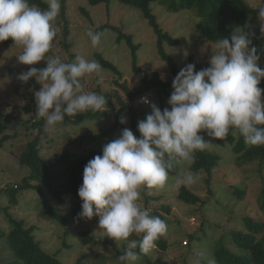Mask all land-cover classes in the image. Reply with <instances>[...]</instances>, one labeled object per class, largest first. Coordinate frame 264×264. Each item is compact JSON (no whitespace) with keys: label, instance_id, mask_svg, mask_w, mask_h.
I'll return each mask as SVG.
<instances>
[{"label":"rangeland","instance_id":"374dc122","mask_svg":"<svg viewBox=\"0 0 264 264\" xmlns=\"http://www.w3.org/2000/svg\"><path fill=\"white\" fill-rule=\"evenodd\" d=\"M43 1L47 3V0ZM245 2L251 8H259L264 0H245ZM60 5V14L56 20L60 32L56 37L54 47L47 55L59 56L64 62H72L76 56L96 60L95 54H100L105 61L116 67L120 75L119 77L102 68L100 77L92 75L81 79L85 92L94 91L104 96L115 93L122 95L115 82L123 83L125 81L129 87L130 83L134 85L131 86L134 88L145 75L152 79L154 74L161 82L172 83L174 76L168 65L157 55L156 38L152 28L147 20L141 19L139 11L122 6L115 1L109 5L110 8H107L105 4L92 7L86 0H64V3L60 0ZM150 8L160 28L173 39L178 40V44L174 46L164 45L165 52L176 64L178 71L186 64H194L196 71L209 65L211 48L214 43L204 40L198 34L196 23L199 19L195 16L194 11L183 10L170 13L164 6L156 3H152ZM107 24L121 28L123 33L132 36L133 44L138 46L136 52L138 72L133 71L131 50L126 41L122 40L117 44L115 32L99 30ZM89 29L103 33L100 46L96 48L91 46L86 35ZM246 31L251 33L253 38L261 41L264 46V18L259 17L255 25H248ZM173 49L177 51L169 53L174 51ZM21 52L22 48L16 45L8 47L0 45V112L5 115L10 114L11 119H20L21 117L29 119L32 116L31 110L35 103L31 100V95L36 90L28 82L18 81L19 73L27 71L30 67L37 69L46 67L45 61L31 66L19 64L16 56ZM185 52H187L186 56ZM258 63L264 69V54L261 55ZM98 80H100L99 83ZM38 85L39 88L42 87L39 83ZM172 91V88H167V96L161 95L164 108L170 109L167 101ZM146 95L150 99V103L159 106L155 89ZM262 101H264V93H262ZM133 105L140 113L137 122L150 114V105L144 106L136 101ZM112 106H115V109L118 108L115 103H112ZM14 107L28 108L29 112L26 114L15 112L13 111ZM139 110L143 111L139 112ZM113 116V113H110L103 119L91 120L64 129L58 125L55 133L47 132L40 136L42 155L50 157L67 149L72 154L83 156L91 150L100 149L107 139L77 145L69 143L67 138L76 139L78 135H94L106 131L114 122ZM124 128L131 129L134 135L139 137L138 131L131 126L129 117L126 116V123L115 131L114 140L120 136ZM10 129L11 125L0 134V138L9 133ZM20 130L25 132L23 126L20 127ZM232 133L234 136L237 135L236 131H232ZM25 134L28 135L30 132ZM35 134L36 131H33V136ZM33 136L9 140L0 150V228L3 231L2 235L8 232L11 220L23 221L27 227H35L33 232L35 240L41 243L46 253L52 254L61 250L57 258L63 263L77 264V260L80 259L82 264H120L121 262L115 257L113 249L123 253L127 241H115L105 236L103 230L99 228V223L91 220L79 223L71 222L69 226H64L61 222L43 213L40 196L36 190L7 191L21 185L23 178L28 174V169L19 165L17 157ZM51 139H55V142L49 143ZM206 141L209 142L206 149L215 152L220 157V166L209 178L204 173H193L196 176V183L189 186L178 185L177 179L189 171L190 165L185 162H176L177 174L169 176L163 188L141 190L140 204L142 207L148 206V209L151 210L154 207L161 209L168 206L171 213L169 216L171 220L166 222L168 231L163 236V239L167 241L168 249L165 251L153 249L146 258L151 262L159 259L160 264H194L197 253H203L205 261H207L208 258H213L214 250L220 246L234 254L240 252L234 246L230 233L243 230L241 216L248 210V207H253V197L260 185V178L256 176L253 167L236 165V158L230 153V146H219L214 138L208 135ZM182 186L206 201V206L200 209L181 203L177 199V194ZM239 187H246L243 200H239L233 194L234 188ZM11 192H14L17 200V204L14 206H10L8 202ZM146 198L153 200H149L146 204ZM50 205L54 211L67 216L66 209L69 206L67 200L63 204L51 200ZM83 234L93 236L95 238L93 243L82 246L81 238L85 237ZM193 234H195L194 241L189 243V236ZM130 239H140V237L133 235ZM62 240H65L71 247L60 248ZM185 242H188L187 246H184ZM12 256V253L6 251L5 240L0 237V263ZM146 259L141 256L135 264H147Z\"/></svg>","mask_w":264,"mask_h":264},{"label":"clouds","instance_id":"9594fccd","mask_svg":"<svg viewBox=\"0 0 264 264\" xmlns=\"http://www.w3.org/2000/svg\"><path fill=\"white\" fill-rule=\"evenodd\" d=\"M47 4V9H41L30 0H0V42L11 39L22 48L16 56L19 64L46 62L42 69L21 71L17 80L27 83L35 78L42 86L33 93L35 115L45 120L44 130L52 134L65 116L108 111V100L94 91L85 92L81 83L86 76L100 77L98 61L76 56L64 62L47 55L60 32L56 20L61 7L60 0H47ZM258 17L264 18V7ZM86 35L93 48L100 46L103 33L89 29ZM251 44L252 34L240 27L230 37L216 40L209 67L196 71L194 64H186L174 77L167 101L170 109L161 110L147 96L141 97L139 103L150 105L151 111L137 122L139 137L124 128L85 165L77 191L82 201L79 218L99 217L105 236L127 241L118 257L121 264H135L149 255L166 235V222L141 206V190L163 188L176 162L191 165L195 153L209 144L201 132L225 139L230 129H236L246 144L264 146V89L259 87L264 69L258 63L264 53ZM173 50L169 53L177 51ZM119 123L125 124L126 117L121 116ZM176 182L189 186L196 183V176L189 170ZM133 235L140 239H130ZM194 264L216 261H205L204 254L197 253Z\"/></svg>","mask_w":264,"mask_h":264},{"label":"trees","instance_id":"16d2710c","mask_svg":"<svg viewBox=\"0 0 264 264\" xmlns=\"http://www.w3.org/2000/svg\"><path fill=\"white\" fill-rule=\"evenodd\" d=\"M89 6H98L105 4L107 8L112 2L131 7L139 11L141 19L147 20L149 26L152 28L153 34L156 38L157 55L164 61L172 75L175 77L178 74L176 64L165 52L164 45L174 46L178 44L177 39H173L167 32H164L157 23L156 17L152 14L150 5L152 3L160 4L166 8L170 13H177L183 10L194 11L195 16L199 19L196 23V30L198 34L206 41L215 42L224 37H230L235 28L240 27L247 30L248 25H255L258 17V11L264 7L262 2L261 7L251 8L245 0H86ZM31 4H35L41 9H47L48 4L43 0H30ZM64 3V0H62ZM87 14L86 12H84ZM123 28V27H122ZM111 30L116 33V43H121L122 40L131 50L133 71L138 72L136 65L138 46L132 42V36L122 32L121 28L112 25H104L100 29ZM3 47L13 45L11 39L0 42ZM256 47L259 52L264 53V46L261 41L252 37V44L250 47ZM64 47L67 48L66 45ZM96 60L101 64L104 70H109L115 75H119L116 67L110 62L103 59L100 54H95ZM209 67L206 65L204 68ZM203 68V69H204ZM28 83L36 90H40L38 82L32 78ZM115 85L120 90L122 95L115 93L114 95L107 94L105 97L108 100L106 112H85L76 117L65 116L64 121L60 126L64 129L68 126H78L84 122L91 120L103 119L106 115L113 113L114 122L110 128L94 135H78L76 139L68 137L69 143L82 145L86 142H94L101 139H107V142L114 140L115 131L121 128L119 118L121 116L129 117L130 124L137 130V119L140 113L134 107V102H138L142 95H146L152 89H155V94L158 97L159 107L162 106V94L167 96L166 89L172 88V83H163L154 74L152 79L146 75L141 79L140 83L134 88L128 86L127 82H115ZM259 87L264 89V79L261 80ZM31 100L35 101L34 95H31ZM112 103L117 104V109L112 106ZM36 103L32 106V116L29 119H11V115H5L0 112V134L8 129L11 125L10 132L4 134L0 138V150L3 149L5 142L23 136H33V131H36L35 136L25 145L23 151L17 157V162L20 166L28 169V174L23 178L22 184L7 191L12 190H36L39 193L42 204L43 213L51 216L53 219L61 222L64 226H69L72 223H79L87 219L79 218L81 212L82 201L77 195L79 187L82 185L83 169L85 165L96 155L102 154V145L98 150H91L83 156L72 154L69 150L63 149L55 155L44 157L41 153L40 136L47 133L44 130L45 120L43 118L37 119L35 115ZM15 112H29V109H21L14 107ZM143 110H139L142 112ZM23 126L25 132H21L20 127ZM232 131H236L234 136ZM30 132V134H25ZM139 134V133H138ZM66 135V133H65ZM206 141L207 133L201 132ZM65 138V137H64ZM219 146H230V153L235 156V163L239 167H253L254 172L260 178V185L255 196L253 197V207H248V210L241 216L242 231H234L230 233V237L236 248L240 250L239 253H232L230 250L220 246L214 250L213 258L216 264H264V146H252L246 144L243 137L238 130L230 129L229 134L225 139H215ZM55 142L51 139L49 143ZM220 157L215 153L205 148L203 151L195 153V160L190 165L189 170L196 173H204L208 178L220 166ZM178 168L174 165L173 169L169 171V176H175ZM208 181V179H207ZM208 184V182H207ZM246 187L234 188L233 194L239 200H243L246 193ZM14 192L10 194L9 205L17 204ZM177 199L188 206L203 208L207 202L203 201L197 195L191 193L186 187H180ZM51 200L63 204L66 200L69 206L66 209L67 216L53 210L50 203ZM152 198H146L147 204ZM148 208V206L146 207ZM154 207L151 209L152 216H158L165 222L171 220L170 209L168 206L163 208ZM8 210V209H6ZM92 222L99 223V217H93ZM11 227L8 232L2 235L3 231L0 228V237L5 240L6 251L12 253V258L3 261L0 264H67L58 260L57 255L61 250L49 254L44 251L41 243L35 240L33 232L35 227H27L23 221L11 220ZM2 235V236H1ZM81 238V245L91 244L95 240L93 236L83 234ZM195 234L189 236V243L193 242ZM157 249L165 251L168 249L167 241L161 237L157 242ZM185 242L184 246H187ZM71 245L62 240V247L70 248ZM59 248V249H60ZM115 257L118 258L123 253L114 250ZM138 251V250H137ZM147 258V256H142ZM147 264H160L157 259L154 262L145 260ZM77 264H82L81 260H77ZM121 264V263H120Z\"/></svg>","mask_w":264,"mask_h":264},{"label":"built area","instance_id":"2783aa9c","mask_svg":"<svg viewBox=\"0 0 264 264\" xmlns=\"http://www.w3.org/2000/svg\"><path fill=\"white\" fill-rule=\"evenodd\" d=\"M144 96H147V95H142L141 97H144ZM140 97V98H141ZM148 97V96H147ZM140 98H139V100H140ZM149 99V98H148ZM149 101H150V99H149ZM139 102V101H138ZM140 104H142V105H144V106H147L148 104H143V103H140Z\"/></svg>","mask_w":264,"mask_h":264}]
</instances>
